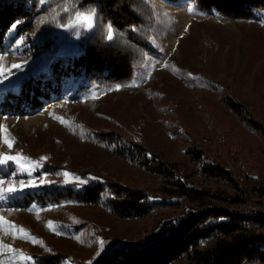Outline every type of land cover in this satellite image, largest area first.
Here are the masks:
<instances>
[{
  "label": "rangeland",
  "instance_id": "1",
  "mask_svg": "<svg viewBox=\"0 0 264 264\" xmlns=\"http://www.w3.org/2000/svg\"><path fill=\"white\" fill-rule=\"evenodd\" d=\"M140 7L139 29L148 33L149 46L147 53L139 47L143 58L131 80L100 86L63 77L60 92L25 114L2 110L0 103V157H22L19 164L0 165V187L37 185L0 199V216L30 234L13 239V232L21 234L0 223V264H96L120 246L143 244L165 222L198 208L200 201L174 189L177 179L206 192L203 201L210 204L264 211V12L243 21L202 13L191 0H143ZM79 14L51 28L47 52L37 46L34 30H20L17 23L9 28L0 51V102L52 59L80 51L94 30L95 13ZM225 97L257 120L261 131L230 110ZM202 165L228 174L204 175ZM108 183L144 193L154 207L145 217L129 218L115 214L105 199H22ZM171 264H188V258Z\"/></svg>",
  "mask_w": 264,
  "mask_h": 264
},
{
  "label": "trees",
  "instance_id": "2",
  "mask_svg": "<svg viewBox=\"0 0 264 264\" xmlns=\"http://www.w3.org/2000/svg\"><path fill=\"white\" fill-rule=\"evenodd\" d=\"M27 1L30 2L27 4ZM142 1L49 0L45 5L32 0L0 2V51L5 47V33L16 23L20 30H34L37 46L47 52L53 44L48 36L53 26L65 24L77 10L95 13L94 30L84 37L80 51L76 55L52 59L43 73L24 81L17 93L5 94L0 102L1 109L16 114L40 109L51 93L60 92L63 77L100 86L131 80L134 66L143 58L139 47L147 53L149 46L148 33L139 29L144 21ZM191 1L202 13H217L235 20H254L259 12H264V0ZM110 27L113 38L105 40V29ZM223 100L246 125L261 131V124L245 115L241 105L229 97ZM200 157L201 152H198L193 161ZM200 171L213 177L228 174L227 170L211 165H202ZM174 184L178 194L200 201L198 208L165 222L161 232L151 234L145 243L120 246L96 264H171L184 256L188 264H264V211L245 212L210 204L203 201L207 199L206 192L191 188L180 179ZM22 199L25 204L70 199L98 203L105 199L115 214L129 218L145 217L154 207L144 193L116 183L91 185L82 191L65 188L38 196L29 193ZM211 238H214L211 244L200 247V242Z\"/></svg>",
  "mask_w": 264,
  "mask_h": 264
},
{
  "label": "snow or ice",
  "instance_id": "3",
  "mask_svg": "<svg viewBox=\"0 0 264 264\" xmlns=\"http://www.w3.org/2000/svg\"><path fill=\"white\" fill-rule=\"evenodd\" d=\"M80 14L77 10V19H80ZM84 20L86 21H90L91 20V16H84L83 17ZM15 24L12 26L13 28H15ZM88 27H91V24L89 23L88 24ZM113 38L112 36V30H111V27L109 28V31H108V39L111 40ZM13 68H21L22 65L20 64H14L12 66ZM0 71H3V69H0ZM63 122V121H61ZM5 143L9 145V147H11V142L8 141L7 139H5ZM22 157L17 155V156H3V157H0V165H6L8 164L10 161H14L15 163L19 164L20 161H21ZM24 159H27V158H24ZM41 159H46L44 157H42ZM65 176H68L69 173L65 172L64 173ZM4 182L3 180H0V185H2ZM37 185L34 183V182H29L27 184H25L23 181L20 182V187L17 188L16 186L14 185H9L7 188H4V187H0V199H3V197L6 195V194H10V193H15L17 191H21L23 190L24 188H28V187H36ZM0 223L2 224H8V227L11 228V229H16L21 235L20 236H17L15 232L12 233L13 235V239H16V238H27L28 236H30L29 233H27V231L25 229H23L22 227H19V226H16L14 224H11L7 221L4 220V217L0 216ZM52 225V222H49V226L51 227ZM33 240H36V238L32 237ZM4 248L8 249V251H15L14 249H12V247L10 245H3ZM100 253H97V256H99ZM27 259L29 260H32V257H27Z\"/></svg>",
  "mask_w": 264,
  "mask_h": 264
}]
</instances>
